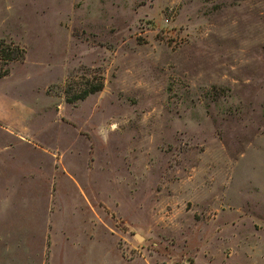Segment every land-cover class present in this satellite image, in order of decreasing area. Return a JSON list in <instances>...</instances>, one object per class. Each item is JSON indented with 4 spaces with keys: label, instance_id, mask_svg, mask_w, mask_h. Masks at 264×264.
I'll use <instances>...</instances> for the list:
<instances>
[{
    "label": "rangeland",
    "instance_id": "obj_1",
    "mask_svg": "<svg viewBox=\"0 0 264 264\" xmlns=\"http://www.w3.org/2000/svg\"><path fill=\"white\" fill-rule=\"evenodd\" d=\"M2 74L0 264H264V0H0Z\"/></svg>",
    "mask_w": 264,
    "mask_h": 264
},
{
    "label": "trees",
    "instance_id": "obj_2",
    "mask_svg": "<svg viewBox=\"0 0 264 264\" xmlns=\"http://www.w3.org/2000/svg\"><path fill=\"white\" fill-rule=\"evenodd\" d=\"M5 61L9 60V59H4ZM4 74L0 75V77H2ZM101 89V83H98L97 86L91 87L90 90L88 92H85V94L83 95V97H85L87 94H93L97 91H99Z\"/></svg>",
    "mask_w": 264,
    "mask_h": 264
}]
</instances>
